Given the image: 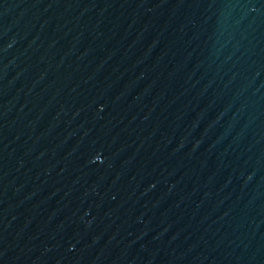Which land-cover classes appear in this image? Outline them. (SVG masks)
<instances>
[{"label": "water", "instance_id": "95a60500", "mask_svg": "<svg viewBox=\"0 0 264 264\" xmlns=\"http://www.w3.org/2000/svg\"><path fill=\"white\" fill-rule=\"evenodd\" d=\"M0 264H264V0H0Z\"/></svg>", "mask_w": 264, "mask_h": 264}]
</instances>
